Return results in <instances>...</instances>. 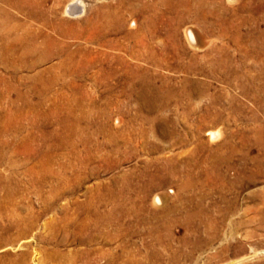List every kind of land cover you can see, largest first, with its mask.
Wrapping results in <instances>:
<instances>
[{
	"label": "rangeland",
	"instance_id": "obj_1",
	"mask_svg": "<svg viewBox=\"0 0 264 264\" xmlns=\"http://www.w3.org/2000/svg\"><path fill=\"white\" fill-rule=\"evenodd\" d=\"M0 25L29 48L0 61V264H264V0Z\"/></svg>",
	"mask_w": 264,
	"mask_h": 264
},
{
	"label": "bare ground",
	"instance_id": "obj_2",
	"mask_svg": "<svg viewBox=\"0 0 264 264\" xmlns=\"http://www.w3.org/2000/svg\"><path fill=\"white\" fill-rule=\"evenodd\" d=\"M39 2V1H38ZM29 3V2H28ZM78 3H76V1H72L70 2V4L67 6V11L70 12V14L74 13V11H76V9L78 10V8H81L80 6H77ZM8 7V6H7ZM23 7V6H22ZM22 7L19 5V7L17 6L18 10H22ZM16 11V10H15ZM78 12V11H77ZM66 13V11H65ZM69 14V13H68ZM81 15V14H80ZM109 16V15H108ZM33 17V16H32ZM122 24V23H121ZM3 25V24H2ZM52 28V27H51ZM99 28V27H98ZM24 33V32H23ZM31 35V34H30ZM30 37V36H29ZM190 37V36H189ZM28 38L26 36H23V34H19L14 30H4L1 25H0V61H7V57L13 52L15 51L14 49L16 48V46L20 47L21 49L25 52V50H29V48H27V45L24 46V42L27 41ZM34 40V39H33ZM26 47V48H25ZM34 48V46L32 45L30 47ZM19 49V48H18ZM20 50V49H19ZM21 51V50H20ZM19 51V52H20ZM17 52V51H16ZM32 52V51H31ZM23 54V53H22ZM27 55V54H26ZM13 56V55H12ZM14 57V56H13ZM23 58V57H22ZM16 60V58H15ZM12 61V60H11ZM19 61V60H18ZM10 62V61H9ZM14 62V61H13ZM15 63V62H14ZM22 63V62H21ZM10 66H12L10 64ZM28 68V67H27ZM161 107V106H159ZM211 138L214 139L216 137L215 133H210ZM261 142V141H260ZM263 142V141H262ZM264 143V142H263ZM262 143V144H263ZM264 151V150H263ZM261 162V161H260ZM258 162V163H260ZM262 163V162H261ZM156 201H158L156 199Z\"/></svg>",
	"mask_w": 264,
	"mask_h": 264
}]
</instances>
